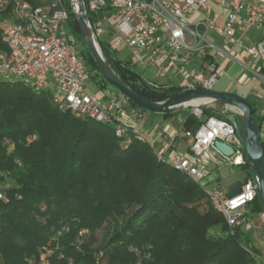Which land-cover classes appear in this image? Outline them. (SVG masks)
I'll return each mask as SVG.
<instances>
[{"label":"trees","instance_id":"16d2710c","mask_svg":"<svg viewBox=\"0 0 264 264\" xmlns=\"http://www.w3.org/2000/svg\"><path fill=\"white\" fill-rule=\"evenodd\" d=\"M68 11L65 24L81 39ZM97 41L139 95L162 101L183 89L143 78L108 38ZM80 53L99 82L109 84L86 47ZM0 54H7L1 34ZM251 104L260 126L264 115ZM216 108L224 106L202 110L205 116L229 115ZM232 117L241 124L240 115ZM199 124L190 113L184 129L195 131ZM242 169L252 174L246 160ZM0 172L8 199L0 200V264H253L255 248L240 228L228 233L204 187L159 160L146 141L132 136L124 146L113 126L59 109L48 90L0 80ZM250 211H263L259 197ZM108 222L109 236L100 241L97 231Z\"/></svg>","mask_w":264,"mask_h":264},{"label":"built area","instance_id":"2783aa9c","mask_svg":"<svg viewBox=\"0 0 264 264\" xmlns=\"http://www.w3.org/2000/svg\"><path fill=\"white\" fill-rule=\"evenodd\" d=\"M211 2L218 4L220 13L213 12ZM83 3L97 44L102 36H107L113 49L125 44L136 55V63L155 66L169 81H184L177 84L183 88L213 90L226 60L251 79L264 82V0ZM69 8L76 16L75 0H0V34L7 48V54H0V80L12 77L34 91L48 90L59 109L113 126L124 146L134 136L152 148L144 132L120 117L131 106L121 93L103 82L97 83V94L85 91L91 73L74 36L65 31ZM202 107H189L200 124L195 131L183 132L188 150L171 151L167 158L157 152L156 157L204 187L211 162L242 166L246 158L234 126L225 118L205 116ZM216 140L231 146L232 155H222L214 146ZM239 185L233 197L218 185L205 191L213 208L223 215L229 234L242 227L256 235L264 232L263 211H250L258 197L253 175ZM4 187L0 179V200L7 201ZM250 254L253 264H264V250Z\"/></svg>","mask_w":264,"mask_h":264},{"label":"water","instance_id":"95a60500","mask_svg":"<svg viewBox=\"0 0 264 264\" xmlns=\"http://www.w3.org/2000/svg\"><path fill=\"white\" fill-rule=\"evenodd\" d=\"M75 4L76 22L88 53L104 79L121 93L128 102L139 106L144 111L159 115L173 114L194 104L226 106L235 109L239 113L241 117L240 125L231 115H226L225 119L234 126L236 133L240 137L246 161L255 179V187L264 213V149L260 140L259 125L253 116L251 102L234 92L200 88H183L178 93L162 101H152L139 95L116 74L110 62L102 53L100 46L94 39L83 0H75ZM214 146L222 155H232L231 146L225 142L216 140ZM239 191L240 185L236 184L228 188L227 195L233 197Z\"/></svg>","mask_w":264,"mask_h":264},{"label":"crops","instance_id":"0c3cea01","mask_svg":"<svg viewBox=\"0 0 264 264\" xmlns=\"http://www.w3.org/2000/svg\"><path fill=\"white\" fill-rule=\"evenodd\" d=\"M119 49V48H118ZM118 49H114L117 51ZM134 55V54H133ZM142 55L140 53L138 56ZM134 57H131L132 62L135 65H140L136 63ZM141 65H146L145 63ZM147 66V65H146ZM226 72L229 74V78L235 80L236 84L241 86L240 91L241 94L232 90H221V89H213L217 91H227L234 92L238 95L247 98L251 101L255 108L257 109V114L259 117L264 115V89L261 88H245L249 85V83L253 80L250 76L243 70H240L237 65L230 61H224L221 65L220 74H224ZM169 83H173L169 81ZM158 83V82H156ZM184 81H177L173 84H184ZM159 84H167V83H159ZM244 87V88H243ZM130 110L128 114L121 115L120 117L126 121L130 126L136 127L145 133L147 140L152 143V149L155 153L162 152L163 157L167 158L168 154L171 151H176L179 153H183L188 150V142L183 137L184 132V123L188 114L191 113L190 108H184L176 113H173L167 117L161 116L159 114H154L152 112L144 111L134 106L129 107ZM231 116H238L239 113L230 107L224 106ZM259 135L260 140L264 142V120H262L259 126ZM233 167L227 163H218L211 162L208 167V174L206 179L204 180V188L211 189L215 185H218L222 190H224L227 194V190L230 187L235 186L236 184H240L246 176L245 171H243L242 176H240L237 172L235 173L232 169Z\"/></svg>","mask_w":264,"mask_h":264},{"label":"rangeland","instance_id":"374dc122","mask_svg":"<svg viewBox=\"0 0 264 264\" xmlns=\"http://www.w3.org/2000/svg\"><path fill=\"white\" fill-rule=\"evenodd\" d=\"M211 8H212L214 13H220L221 12V8L215 2H211ZM65 31L67 34L72 35L70 29L68 28L67 23L65 24ZM76 38H75V44H76L78 51L79 52L84 51L85 45H84L82 37H81V39H78V37L76 36ZM101 38L105 40V39H107V36H102ZM117 54L120 58H124V57H130V58L132 57L133 58L134 57L132 51L129 48H127L125 44H121L119 46V49L117 50ZM80 55L82 56L81 53H80ZM262 63L263 62H260V64H262ZM237 67L239 68L238 65H237ZM135 68L143 76V78H145L147 80L155 81L158 83H169L168 82V76L161 73V71H159L153 65H147V66L146 65H136ZM89 69H90L91 76L85 85V91L89 94H97L98 93L97 83L100 80V75L99 74L97 75V72L94 71L93 68L90 67ZM263 75H264V71H263ZM229 77H230L229 74H227L226 72H224V74L219 75L217 82H216L215 86L213 87V89L232 90V91H236L237 93L241 94V91H240L241 86L237 85L235 80L232 78H229ZM7 80L8 81H14L12 77L7 78ZM170 81H172L173 83L177 82V80H170ZM107 87L114 90V91H117L110 84H107ZM250 87L251 88L253 87V88L264 89V82H262L258 79H253L249 83V85L245 88H250ZM215 112L218 114H227L228 113V111L224 108H216ZM232 169L234 170L235 173L237 172L240 176H242L243 171H244L242 169V166H236V167H233ZM205 189H209V188L207 187ZM107 228L108 229L112 228L111 223H109V222L106 223L104 226H102L97 231L98 240H100V241L107 240V238L109 236V233L107 232ZM241 231H242L241 232L242 237L245 238V240H248L249 244L253 245V247L255 248L254 250H252L253 253L258 254L260 251L264 250V232H261V233L256 235V233L253 230L248 232L244 227L241 228ZM43 251L45 253H47L48 248H44Z\"/></svg>","mask_w":264,"mask_h":264}]
</instances>
